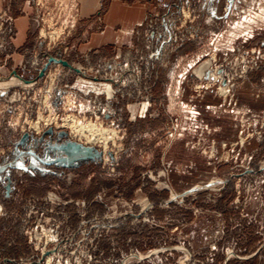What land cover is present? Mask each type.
<instances>
[{"label":"rangeland","instance_id":"1","mask_svg":"<svg viewBox=\"0 0 264 264\" xmlns=\"http://www.w3.org/2000/svg\"><path fill=\"white\" fill-rule=\"evenodd\" d=\"M17 1L0 11V264H264V0H150L133 45L103 53L77 50L78 0H28L19 46ZM65 140L100 159L28 168Z\"/></svg>","mask_w":264,"mask_h":264},{"label":"crops","instance_id":"2","mask_svg":"<svg viewBox=\"0 0 264 264\" xmlns=\"http://www.w3.org/2000/svg\"><path fill=\"white\" fill-rule=\"evenodd\" d=\"M17 2L16 9H7V12L16 22L17 32L15 34L20 46V43L24 44L27 36L26 26L30 21V13L28 12L30 5L28 0H18ZM151 4L150 0H78V16L81 22L79 31L81 32L83 29L84 32L82 33L85 36L87 35L90 40L86 38L80 40L77 50L88 51L89 53L90 50H94L97 53H103L107 44L113 46L109 47L115 51H121L132 46L133 41L139 35L136 29H139V26L145 22L148 13L146 11H148L147 8ZM4 5L10 6V4H5L0 0V11ZM98 16L100 17L99 21L96 19ZM145 34L147 37L153 36L152 31ZM147 34H150V36ZM80 46L83 47L80 49ZM17 51L18 61L11 67L19 70L23 61V55L21 56L23 47L17 49ZM9 65L10 63L6 62L0 69H7ZM9 80H15V78L10 76L9 79L3 80L1 84L8 83Z\"/></svg>","mask_w":264,"mask_h":264},{"label":"water","instance_id":"3","mask_svg":"<svg viewBox=\"0 0 264 264\" xmlns=\"http://www.w3.org/2000/svg\"><path fill=\"white\" fill-rule=\"evenodd\" d=\"M48 61H55L59 62L64 66H67L69 68H73L70 64L67 63V61L63 59H55L53 57H50ZM75 71H77V68H73ZM43 74L42 71L39 72V76ZM46 133H51L52 129H48L45 131ZM58 136L63 137L66 135L64 131H59ZM28 137L27 133H22L21 138L19 143L24 144L26 139ZM47 150L51 153H53L55 156L52 158H39L34 152L29 153L33 155V158L36 160V162L33 161V164H29L28 168H38L41 170V164L43 163L45 165H55V166H61V167H73L75 166L78 162L85 161V160H98L100 159L101 153L96 150L93 147L89 146H82L78 143H75L73 141L65 140L62 143H48L47 144ZM64 154V155H63ZM11 166L10 164H7L6 167ZM0 171H5L4 167L0 168ZM5 179L7 180L4 189H5V194L8 196L11 191V180L10 178L6 175Z\"/></svg>","mask_w":264,"mask_h":264},{"label":"bare ground","instance_id":"4","mask_svg":"<svg viewBox=\"0 0 264 264\" xmlns=\"http://www.w3.org/2000/svg\"><path fill=\"white\" fill-rule=\"evenodd\" d=\"M69 119L71 118H67V119H63L64 123L62 125H69L72 132H74V134H77V135H85L86 137H88L87 140H93V141H96V140H103V150L106 148L105 147V138H103V136H101V132L99 133L98 132V129L93 125V124H87V125H75V124H69ZM45 122L46 123H49L51 122L48 118H44ZM38 122V121H37ZM33 129H37L38 128V124L37 123H33L32 125ZM95 133V134H93ZM103 135V134H102ZM84 136V137H85ZM86 139V138H85Z\"/></svg>","mask_w":264,"mask_h":264}]
</instances>
